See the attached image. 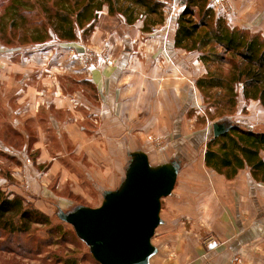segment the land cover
Listing matches in <instances>:
<instances>
[{
	"label": "crops",
	"instance_id": "crops-1",
	"mask_svg": "<svg viewBox=\"0 0 264 264\" xmlns=\"http://www.w3.org/2000/svg\"><path fill=\"white\" fill-rule=\"evenodd\" d=\"M207 2L231 27L264 38V0ZM180 13L181 8L144 33L143 20L128 25L123 16H109L104 8L87 41L79 39L63 48L77 53L104 50L110 63L100 59L99 66L79 67L74 73L65 49L61 57L65 64L58 57L52 59L53 49L0 56V71L12 80L11 86L4 84L8 88L18 76L21 82L31 72L46 77L39 79L38 87L34 82L14 88L19 103L33 102L29 106L34 153L20 157L12 169L15 181L4 179L0 187L12 197H29L44 212L47 207L70 205L72 194L86 198L91 190L103 202L105 192L121 186L131 154L137 151L147 154L152 166L177 159L185 166L172 195L162 199V224L153 238L158 252L151 264H264V182L254 179L249 168L228 180L208 169L204 156L196 161L192 151L174 154L171 141L189 133L186 114L194 102L201 104L196 83L207 73L199 53L175 45ZM57 70L78 76V84L88 83L89 90L79 84L75 92H65L56 79ZM238 103L247 104L241 94ZM248 103L250 109L256 104ZM54 133L58 141L51 139ZM153 139L162 140L163 147H154ZM184 144L190 147L188 141ZM67 192L69 198L61 199Z\"/></svg>",
	"mask_w": 264,
	"mask_h": 264
},
{
	"label": "trees",
	"instance_id": "trees-1",
	"mask_svg": "<svg viewBox=\"0 0 264 264\" xmlns=\"http://www.w3.org/2000/svg\"><path fill=\"white\" fill-rule=\"evenodd\" d=\"M165 1L34 0L33 4L32 0H11L1 18L0 31L4 34L3 24L9 19L12 31L22 26L19 28L21 45L45 44L52 36L67 43L83 37L87 41L100 13L107 8L109 16L121 15L128 25L143 20V32L147 33L164 24ZM180 8L175 45L187 52L199 53L207 70L196 83L204 103L209 108H217L218 118L237 107L240 94L245 101H258L264 107V38L231 27L216 15L207 0H185ZM32 12L34 24H28ZM224 65L228 66L226 72ZM262 153L264 133L236 125L225 135L210 138L204 160L208 169L228 180L249 168L254 179L264 182ZM49 224L48 215L35 206L28 207L22 196L12 197L0 187V234L27 235L35 227Z\"/></svg>",
	"mask_w": 264,
	"mask_h": 264
},
{
	"label": "rangeland",
	"instance_id": "rangeland-1",
	"mask_svg": "<svg viewBox=\"0 0 264 264\" xmlns=\"http://www.w3.org/2000/svg\"><path fill=\"white\" fill-rule=\"evenodd\" d=\"M32 2L34 4V0H32ZM10 3L11 0H0V29L2 28L1 18L5 13L6 7ZM29 15L30 16L28 18V24H34V12ZM35 15L38 14L35 13ZM8 20L9 19H5V22L3 24V29L5 30L4 34H2L0 31V56L9 55L22 57L33 52L34 49L43 51L53 49L54 54H52V59H56L58 57L57 60L62 62L61 64H65V61H63L61 57H63L64 54L67 56V65L73 67V71L71 73L79 71V67L83 68L81 63L79 61H76L72 55V52H77L72 49L69 50L63 48V46H67L66 44H71L73 42H62L55 36H52V38L45 44L21 45L20 37L22 31L19 28H21L22 26H16V29L12 31V29L8 25ZM83 38L82 40L86 41V37ZM64 49L67 50L65 51V53L63 51ZM81 53L83 52L77 54ZM57 64L58 61L55 63L53 62L49 65L47 70L51 71V65ZM227 69L228 66L224 65L223 71L226 72ZM40 72H42L44 76L48 75L49 73L45 70ZM54 73L58 75L56 79L58 82H60L65 92H75L79 88V84H81L82 88H86L87 90H89L90 88L88 83H86L87 85H84L81 82H79L78 84V76H71L73 74L62 75L61 73H64L63 70H57L54 71ZM5 77L7 76L2 74V71H0L1 186V183H3L4 179H6L8 183L11 184L15 181L12 177V169L14 166L21 162L20 157L25 156V154L29 157H33L34 153L32 151L34 141V121L32 120V108L29 106L33 102L30 104H27V101L19 103L18 96L16 95V91L14 88H27V85H34V82H36V86L38 87V81L41 80V82H43L44 79H46V77L43 76L41 78H38L36 72H31L24 79V81L21 82H19L20 76H18L16 82H14V85L11 88H8V86L5 85L6 83L10 82L9 86H11L12 80H6ZM42 86H44V84L40 83L39 87ZM202 99L203 100L201 104H196L194 102V105L186 114L187 120L189 121L190 125V128H188L189 133L186 135V138L184 139L183 137H176L174 141H171V144L174 145L176 149V153H174L175 155L178 154V151H192L196 153V161H198L202 156L205 155L207 143L212 137L213 124L223 119L229 120L236 125L240 124V126H243L247 129L248 126L251 129V126L254 125L250 123H257L253 126V130L255 132L264 133V107L258 101H255L256 104L254 103L253 109L249 108L248 105H250V103H248V101H246L247 104L243 103L239 105L238 103L237 107H235L233 110L227 111L224 117L218 118V115L216 114L217 108H209L208 105L204 103L203 96ZM17 110H19L18 113ZM20 110L25 111L21 112ZM17 122L19 123L16 124ZM45 126H47V124H45ZM48 126L50 125L48 124ZM45 128L47 129V127ZM50 137L52 140H54L55 138L56 141H58L57 133L51 134ZM184 140L189 142L190 147L186 148ZM62 141L65 144V147H67L68 142L66 141V139ZM153 144L154 147L159 149L163 147V141L160 139H153ZM72 148L73 146H71V150ZM184 166L185 164H183L182 170ZM180 179L182 180L181 176ZM68 196L69 194L67 192L63 197H61V199L64 198V200H67L69 198ZM23 198L28 207L35 206L34 201H32L29 197ZM69 199H71L70 205H66V203H64V207H47V209H45L46 212H43L41 209L35 206L38 210L49 216V226H37L34 228L32 233L21 236H9L1 233L0 264H98L92 257L89 248L77 238L73 228L70 225L60 221L58 214L61 212L67 213L78 205L86 206L87 203L97 208L101 205L102 199L100 198L99 193L94 190L87 192L86 198L77 197L72 194Z\"/></svg>",
	"mask_w": 264,
	"mask_h": 264
},
{
	"label": "water",
	"instance_id": "water-1",
	"mask_svg": "<svg viewBox=\"0 0 264 264\" xmlns=\"http://www.w3.org/2000/svg\"><path fill=\"white\" fill-rule=\"evenodd\" d=\"M235 126L218 121L212 136H223ZM181 168L177 159L152 166L147 154L137 151L131 154L121 186L105 192L99 207L78 205L58 217L73 227L98 264H151L158 252L153 238L162 224V199L172 195Z\"/></svg>",
	"mask_w": 264,
	"mask_h": 264
},
{
	"label": "built area",
	"instance_id": "built-area-1",
	"mask_svg": "<svg viewBox=\"0 0 264 264\" xmlns=\"http://www.w3.org/2000/svg\"><path fill=\"white\" fill-rule=\"evenodd\" d=\"M182 0H167L165 1V19L171 17V15L180 8ZM72 55L76 61H79L84 69H90L97 67L100 64V59H103L106 63H110V59L106 56L104 50H91L88 49L81 54L73 53ZM234 264H240L235 262Z\"/></svg>",
	"mask_w": 264,
	"mask_h": 264
}]
</instances>
